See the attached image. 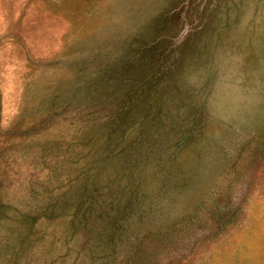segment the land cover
<instances>
[{"label": "rangeland", "instance_id": "374dc122", "mask_svg": "<svg viewBox=\"0 0 264 264\" xmlns=\"http://www.w3.org/2000/svg\"><path fill=\"white\" fill-rule=\"evenodd\" d=\"M0 264H264V0H0Z\"/></svg>", "mask_w": 264, "mask_h": 264}, {"label": "trees", "instance_id": "16d2710c", "mask_svg": "<svg viewBox=\"0 0 264 264\" xmlns=\"http://www.w3.org/2000/svg\"><path fill=\"white\" fill-rule=\"evenodd\" d=\"M128 107H125L127 109H125L123 111V113H125L124 115H129L130 113V110L132 109L133 106H131L129 103L127 104ZM116 119L118 120V123L119 124H122V123H125L126 122V117H123L122 119L121 118H118L116 117ZM84 122H87V120H85ZM47 216H53V214L51 215H46V213L42 214V212L38 215L37 212L34 214V215H29L28 217H26V222H28L29 224H32L36 219L38 218H45Z\"/></svg>", "mask_w": 264, "mask_h": 264}]
</instances>
